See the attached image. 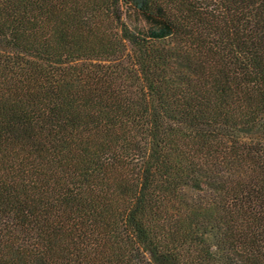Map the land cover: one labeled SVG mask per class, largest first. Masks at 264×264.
Segmentation results:
<instances>
[{"label":"trees","instance_id":"trees-1","mask_svg":"<svg viewBox=\"0 0 264 264\" xmlns=\"http://www.w3.org/2000/svg\"><path fill=\"white\" fill-rule=\"evenodd\" d=\"M0 264H264V0H0Z\"/></svg>","mask_w":264,"mask_h":264}]
</instances>
